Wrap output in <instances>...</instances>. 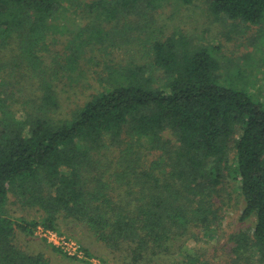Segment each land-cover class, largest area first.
<instances>
[{
  "label": "trees",
  "instance_id": "1",
  "mask_svg": "<svg viewBox=\"0 0 264 264\" xmlns=\"http://www.w3.org/2000/svg\"><path fill=\"white\" fill-rule=\"evenodd\" d=\"M161 1L0 0V264H49L42 254L28 255L14 244L16 227L32 235L40 223L60 231V221L85 226L124 264H159L161 259L172 264L182 240L199 241L196 229L209 232L219 223L215 199L227 177L243 198L241 220L256 218L251 234L230 238L233 251L257 255L264 264V104L220 85L221 65L209 49L193 52L190 40L174 33L152 47L155 68L164 73L161 81L142 66L116 69L112 87L93 96L71 119L49 116V108L58 107L53 77L59 70L47 77L42 55L65 6L83 5L97 24ZM211 8L235 21H264V0H212ZM92 29L103 33L100 27ZM96 38L83 42H102ZM83 42L66 46L62 59L68 71L79 64ZM21 68L39 77L32 93L39 109L28 106L32 111L25 119L17 114L27 87L3 76ZM13 85L20 94L10 89ZM165 133L176 142L165 140ZM106 139L120 158L112 163V181L93 177L91 185L85 172L92 163L101 166L97 155L109 145ZM144 149L154 156L148 166ZM12 193L39 207L43 220L18 223L11 217ZM201 258L188 255L186 263L206 264Z\"/></svg>",
  "mask_w": 264,
  "mask_h": 264
},
{
  "label": "rangeland",
  "instance_id": "2",
  "mask_svg": "<svg viewBox=\"0 0 264 264\" xmlns=\"http://www.w3.org/2000/svg\"><path fill=\"white\" fill-rule=\"evenodd\" d=\"M94 1L82 0V3L86 5L85 3ZM211 2L212 0H192L186 4L183 0H162L155 8L141 5L125 11L115 21L103 20L97 24L94 23V17L86 13L83 5H66V10H62L53 21L51 44H48V50H43L42 55L45 56L47 77L53 70H59V74L53 77L58 107L49 108L51 119H71L93 96L112 87V75L116 74V69L122 71L125 67L142 66L147 75H152L157 82L161 81L164 73L155 68L152 47L155 41L164 40L174 33L184 34L190 40V49L193 52L203 48L211 51L221 65L218 72L220 85L245 91L255 102L264 104V21L253 25L241 20H231L224 15H216L212 11ZM92 25L94 28L100 27L102 35H96L92 31ZM93 36L102 42H83ZM69 42H77L80 45L84 43L79 64L77 67L71 65V71L67 70L68 64L62 59ZM22 74L25 75L24 79ZM3 76L17 84L25 85L26 90L28 89L27 96L20 100L18 119H25L32 111L28 106L35 104V109H39V100L32 95L35 90L33 84L39 81L38 76L22 68L13 76ZM10 89L20 94L14 85ZM32 98H35L36 102ZM23 100H29L27 105L22 103ZM164 139L176 142L172 133H165ZM108 140L106 139L109 144L107 148L100 150L102 152L97 155L98 159H102L101 166L92 163L85 172L86 178L92 180L91 185L95 184L94 179L112 181V163L117 162L120 157L119 150L113 148ZM144 153L143 162L148 166L154 156L145 149ZM161 153L159 150L155 152V156L159 157ZM233 158L232 149L230 160ZM103 171L106 174H101ZM215 200L217 207L221 209L219 223L209 232L196 229L194 233H197L199 241L195 238L185 242L182 240V250L170 259L172 264H188V255L200 256L201 263L206 264H260L257 255H236L233 251L235 244L230 238L240 233L251 234L256 218L241 220L243 198L230 177L223 181ZM7 210L18 223L41 222L45 216L39 207L26 202L23 195L17 193L10 194ZM60 222V231L55 232L71 239L80 247L85 246L90 250L91 257H70L37 234L36 230L31 235L16 227L14 244L28 255L42 254L49 264H124L121 258H114L116 256L112 254V250L95 240L85 226ZM38 226L44 227L41 223ZM163 263L167 262L161 259L159 264Z\"/></svg>",
  "mask_w": 264,
  "mask_h": 264
},
{
  "label": "built area",
  "instance_id": "3",
  "mask_svg": "<svg viewBox=\"0 0 264 264\" xmlns=\"http://www.w3.org/2000/svg\"><path fill=\"white\" fill-rule=\"evenodd\" d=\"M37 234L40 236L46 238L50 243L55 245L57 248L61 249L63 253L66 255L73 257V258H79V259H86V254L82 250V248L77 245L74 241L71 239H68L65 236L59 235L57 232L51 229H47L42 226H38L36 228Z\"/></svg>",
  "mask_w": 264,
  "mask_h": 264
}]
</instances>
